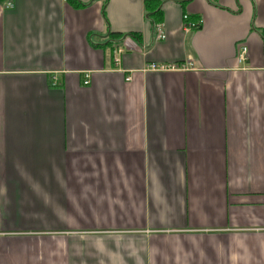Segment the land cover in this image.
<instances>
[{
    "label": "crops",
    "instance_id": "crops-1",
    "mask_svg": "<svg viewBox=\"0 0 264 264\" xmlns=\"http://www.w3.org/2000/svg\"><path fill=\"white\" fill-rule=\"evenodd\" d=\"M262 34L264 0L0 2V264H264Z\"/></svg>",
    "mask_w": 264,
    "mask_h": 264
},
{
    "label": "built area",
    "instance_id": "built-area-1",
    "mask_svg": "<svg viewBox=\"0 0 264 264\" xmlns=\"http://www.w3.org/2000/svg\"><path fill=\"white\" fill-rule=\"evenodd\" d=\"M7 8H13L12 4L8 3L6 5ZM185 21V28L188 31L197 30L201 26L200 21H190L189 15L185 14L183 17ZM161 27V26H160ZM160 27H158V39L164 40L165 36L161 33H159ZM124 50L122 48L114 49L113 51V59L115 64L117 65L119 63V58L123 54ZM248 55V49L245 46H241L238 54V60L240 63L245 62L247 60ZM186 67H181L178 65H158V64H152L148 67L149 70L152 71H172V70H179L184 69ZM84 85H89V76L86 75Z\"/></svg>",
    "mask_w": 264,
    "mask_h": 264
},
{
    "label": "trees",
    "instance_id": "trees-1",
    "mask_svg": "<svg viewBox=\"0 0 264 264\" xmlns=\"http://www.w3.org/2000/svg\"><path fill=\"white\" fill-rule=\"evenodd\" d=\"M6 0H0V2L2 3V2H5ZM76 1V0H75ZM149 2H147L146 3V6H147V11H150V10H148V6H149ZM151 11H153V10H151ZM150 14H148V16L149 17H154V16H157V15H159V13H160V10H159V8H156V9H154V11L153 12H149ZM156 21V20H155ZM161 26V24L160 23H158V22H155V28L158 30V27H160ZM110 37H113V40H118L119 38H123V37H121V36H118V35H115V34H110L109 35ZM135 40H137L138 42H139V39H140V37H139V35H136V34H134V35H131ZM262 38L264 39V34H262ZM110 42H113V41H110Z\"/></svg>",
    "mask_w": 264,
    "mask_h": 264
}]
</instances>
